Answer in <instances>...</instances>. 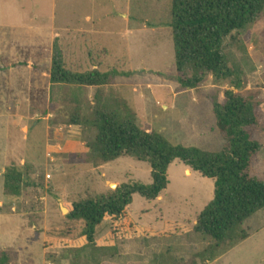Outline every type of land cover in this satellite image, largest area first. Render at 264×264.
<instances>
[{
  "label": "rangeland",
  "instance_id": "obj_1",
  "mask_svg": "<svg viewBox=\"0 0 264 264\" xmlns=\"http://www.w3.org/2000/svg\"><path fill=\"white\" fill-rule=\"evenodd\" d=\"M170 3L0 0V264H264V209L244 224L248 240L210 257L212 241L195 225L214 199V181L180 160L170 166V186L160 198L134 195L123 215L105 218L95 247L88 246L85 222L68 218L86 198L153 183L148 162L92 158L96 109L133 114L146 131L210 151L224 147L214 105L225 92L257 94L264 124V14L224 43L241 83L206 73L190 88L175 64ZM19 26L28 31L13 34ZM55 45L69 71L98 69L112 74L113 83L51 85ZM258 139L252 176L264 181V130ZM11 168L23 173L19 197L4 194Z\"/></svg>",
  "mask_w": 264,
  "mask_h": 264
},
{
  "label": "trees",
  "instance_id": "obj_2",
  "mask_svg": "<svg viewBox=\"0 0 264 264\" xmlns=\"http://www.w3.org/2000/svg\"><path fill=\"white\" fill-rule=\"evenodd\" d=\"M170 12L180 82L195 88L202 76L209 73L218 81L233 78L241 83V70L227 57L224 43L235 32L260 19L264 0H171ZM49 74L53 85L100 88L114 81L112 74L98 69L69 71L57 45ZM224 96L222 102L214 105L217 128L224 140L220 151L176 145L157 131L142 129L133 114L121 116L96 109L93 124L98 133L90 149L92 158L102 164L123 157L148 162L153 183L123 184L106 195L75 203L68 218L85 222L88 246H96L97 227L105 218L123 215L134 195L148 200L160 198L170 186L168 170L177 160L214 181V199L200 213L195 225L197 233L212 241L210 257L218 259L248 240L244 224L264 209V181L252 176L253 162L262 148L258 139L264 130L261 102L253 92L227 91ZM23 188L22 171L9 169L5 175V196L19 197Z\"/></svg>",
  "mask_w": 264,
  "mask_h": 264
},
{
  "label": "crops",
  "instance_id": "obj_3",
  "mask_svg": "<svg viewBox=\"0 0 264 264\" xmlns=\"http://www.w3.org/2000/svg\"><path fill=\"white\" fill-rule=\"evenodd\" d=\"M18 30H20V35L22 34V32L24 33V32H26V31H28V30H26L25 27H23V26H19V27H17V28H12V29H11V31L13 32V34H15V31L17 32ZM33 30H35V29H33V28H30V29H29L30 32H32ZM37 30H38V29H37ZM17 33H18V32H17ZM51 85H52V84H51ZM129 207H130V206H129ZM129 207L126 209V211H128Z\"/></svg>",
  "mask_w": 264,
  "mask_h": 264
},
{
  "label": "water",
  "instance_id": "obj_4",
  "mask_svg": "<svg viewBox=\"0 0 264 264\" xmlns=\"http://www.w3.org/2000/svg\"><path fill=\"white\" fill-rule=\"evenodd\" d=\"M62 212H63V213H68L69 210H68L67 208H65V207H62Z\"/></svg>",
  "mask_w": 264,
  "mask_h": 264
}]
</instances>
